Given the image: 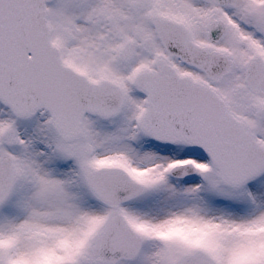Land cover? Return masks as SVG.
<instances>
[{
    "label": "snow or ice",
    "instance_id": "6c2138e0",
    "mask_svg": "<svg viewBox=\"0 0 264 264\" xmlns=\"http://www.w3.org/2000/svg\"><path fill=\"white\" fill-rule=\"evenodd\" d=\"M0 264H264V0H0Z\"/></svg>",
    "mask_w": 264,
    "mask_h": 264
}]
</instances>
